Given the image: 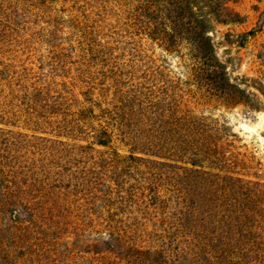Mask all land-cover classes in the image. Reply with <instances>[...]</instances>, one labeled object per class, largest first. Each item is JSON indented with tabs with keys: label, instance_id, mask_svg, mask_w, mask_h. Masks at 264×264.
I'll use <instances>...</instances> for the list:
<instances>
[{
	"label": "rangeland",
	"instance_id": "1",
	"mask_svg": "<svg viewBox=\"0 0 264 264\" xmlns=\"http://www.w3.org/2000/svg\"><path fill=\"white\" fill-rule=\"evenodd\" d=\"M0 264H264V0H0Z\"/></svg>",
	"mask_w": 264,
	"mask_h": 264
},
{
	"label": "trees",
	"instance_id": "2",
	"mask_svg": "<svg viewBox=\"0 0 264 264\" xmlns=\"http://www.w3.org/2000/svg\"><path fill=\"white\" fill-rule=\"evenodd\" d=\"M100 144H102V145H103V143H102V142H100Z\"/></svg>",
	"mask_w": 264,
	"mask_h": 264
}]
</instances>
